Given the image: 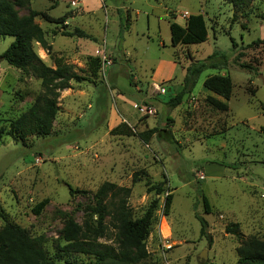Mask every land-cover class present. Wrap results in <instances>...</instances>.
Returning <instances> with one entry per match:
<instances>
[{
  "label": "rangeland",
  "instance_id": "obj_1",
  "mask_svg": "<svg viewBox=\"0 0 264 264\" xmlns=\"http://www.w3.org/2000/svg\"><path fill=\"white\" fill-rule=\"evenodd\" d=\"M8 1L20 18L33 10L67 18L64 26L37 17L51 52L33 47L46 65L55 68L61 59L84 71V80L60 93L48 136L12 139L10 121L44 90L30 70L1 60L14 38L0 37V230L6 223L24 229L54 264L94 263L65 253L64 233L70 223L96 225L94 195L112 183L131 188L134 220L156 205L143 264H237L241 244L264 240V42L257 43L264 40V0L241 10L226 0ZM198 14L205 17L208 40L173 48L170 22L184 25L188 15ZM75 29L92 40L62 35ZM215 52L227 54V60L210 62L223 69H206L182 104L170 108L186 68ZM91 58L101 60L97 76ZM215 75L231 79L229 101L205 89ZM208 97L226 103L228 111L211 107ZM151 131L143 141L140 135ZM135 174L141 179L136 184ZM161 183L163 194L151 191ZM168 193L174 199L166 215ZM44 200L48 205L35 215ZM234 224L240 239L227 233ZM105 225L113 231L110 217Z\"/></svg>",
  "mask_w": 264,
  "mask_h": 264
},
{
  "label": "trees",
  "instance_id": "obj_2",
  "mask_svg": "<svg viewBox=\"0 0 264 264\" xmlns=\"http://www.w3.org/2000/svg\"><path fill=\"white\" fill-rule=\"evenodd\" d=\"M232 4L234 10L247 7L253 0H226ZM56 7L53 5L52 9ZM37 17L43 18L49 24L66 26V17L54 18L46 12L31 11L29 16L18 17L14 5L8 0H0V37H13L14 42L2 54L1 60L10 66L27 71L41 80L44 90L34 104L18 118L10 121L9 136L14 140L24 141L32 136H48L53 128V121L59 111L58 99L62 91L71 89V83H80L84 77L78 73L74 66L65 64L61 59L55 60V68L50 67L35 52L33 44H39L49 54L51 46L47 43V34L39 24L35 22ZM171 46H191L205 43L208 40V27L202 14L190 15L182 26L174 21L170 22ZM65 37L91 39L85 31L75 29L73 32L63 31ZM264 42L262 41H257ZM233 48L237 43L232 39ZM256 44V43H253ZM253 44L249 46H253ZM244 56V55H241ZM217 57L227 60V54L215 52L207 59L193 61L186 68V75L181 89L167 103L170 108H177L183 102L186 95L190 94L196 86L200 75L206 69H223L217 63H211ZM99 58L90 59L92 76H97L100 69ZM242 68H246L241 65ZM204 87L214 95L229 101L233 91V83L229 77L215 75L208 77ZM207 103L221 112L228 111V105L215 97H208ZM4 130L0 129V139ZM155 131L141 134V139L147 142ZM141 179L134 175L133 183ZM157 195L164 193L163 183L151 187ZM73 194L72 189H70ZM131 196V188L118 187L112 183H104L94 195L95 209L97 213L96 225L85 223L79 226L70 223L65 230V253H76L93 258L94 263L89 264H143L149 258L147 239L151 233L152 223L155 217L156 205H153L140 219L134 220L131 216L128 200ZM174 196L166 194L164 202L165 214L168 215L172 207ZM49 201L44 200L34 209L35 215H40ZM203 203L208 211L209 200L203 196ZM2 216V213H0ZM110 217L113 231L109 232L105 221ZM203 228V220H200ZM227 233L242 238L239 225L227 227ZM105 239V243L100 242ZM111 241V244H107ZM237 264H264V240L252 239L241 244L237 249ZM0 264H54L46 252L38 249L32 243L29 234L22 228L6 223L0 230Z\"/></svg>",
  "mask_w": 264,
  "mask_h": 264
},
{
  "label": "crops",
  "instance_id": "obj_3",
  "mask_svg": "<svg viewBox=\"0 0 264 264\" xmlns=\"http://www.w3.org/2000/svg\"><path fill=\"white\" fill-rule=\"evenodd\" d=\"M190 15H188V17H189ZM187 17V18H188ZM176 22V21H175ZM176 23H178V22H176ZM179 24V23H178ZM181 25V24H180ZM185 25V24H184ZM184 25H182V26H184ZM172 66H173V68L175 69V68H177V65L174 63V62H172ZM157 70L155 71V76H157ZM185 78V77H184Z\"/></svg>",
  "mask_w": 264,
  "mask_h": 264
},
{
  "label": "water",
  "instance_id": "obj_4",
  "mask_svg": "<svg viewBox=\"0 0 264 264\" xmlns=\"http://www.w3.org/2000/svg\"><path fill=\"white\" fill-rule=\"evenodd\" d=\"M201 259H206V254L201 255Z\"/></svg>",
  "mask_w": 264,
  "mask_h": 264
}]
</instances>
